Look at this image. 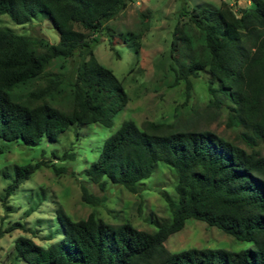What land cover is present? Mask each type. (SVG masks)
<instances>
[{
	"label": "trees",
	"instance_id": "trees-1",
	"mask_svg": "<svg viewBox=\"0 0 264 264\" xmlns=\"http://www.w3.org/2000/svg\"><path fill=\"white\" fill-rule=\"evenodd\" d=\"M128 0H0V16L25 25L48 17L60 42L0 28V140L36 147L56 142L71 126L112 127L129 104L122 82L97 59L83 30L100 33L127 7ZM223 2L180 12L171 45L174 85L207 75L208 108L226 110V126L243 146L209 130L146 121H125L108 137L98 159L85 171L102 193L110 184L139 195L144 181L165 164L176 174V199L168 193L172 219L155 232L130 223L112 225L91 214L74 221L56 208L63 238L49 247L19 237L15 251L26 264H264V0L250 6ZM142 15V38L149 31ZM94 42L98 43L97 39ZM78 57L74 73H51L55 61ZM44 85L37 86V83ZM62 100L66 104L59 105ZM2 150L0 149V154ZM65 158L74 159L75 154ZM45 163L16 166V178L2 203ZM66 173V169H55ZM82 201H106L82 184ZM190 219L216 227L255 248L242 252L190 249L172 253L165 242ZM23 225L17 223L5 233Z\"/></svg>",
	"mask_w": 264,
	"mask_h": 264
},
{
	"label": "rangeland",
	"instance_id": "rangeland-1",
	"mask_svg": "<svg viewBox=\"0 0 264 264\" xmlns=\"http://www.w3.org/2000/svg\"><path fill=\"white\" fill-rule=\"evenodd\" d=\"M223 2L236 8V0H128L126 9L100 33L83 30L92 42L98 61L122 82L129 104L117 114L114 125L109 128L97 124L71 126L58 141L44 139L36 147L0 140V231L17 223L24 227L5 233L0 239V264H26L16 255L15 241L19 237L31 238L46 248L63 238L56 217L58 205L74 221L86 220L94 214L106 223H130L134 228L147 232L157 231L156 221H171L164 193L176 199V174L167 165L159 164L153 175L144 181V189L139 195L112 184L106 193H102L85 174L98 159L104 141L115 134L125 121H134L140 128L146 121L178 123L196 130H209L243 146L237 131L226 126L227 111L208 108L207 75L199 73L198 78L190 79L193 87L188 99L186 82L174 85L171 70L173 32L178 23L181 26L186 22L180 16L182 9L186 7L191 11L205 4L220 7ZM238 4L250 6L251 3L240 0ZM142 15L150 27L139 38ZM0 28L11 29L19 35L44 37L52 45L60 42L57 31L44 14L25 25H17L8 15H1ZM94 39L99 42H94ZM78 62V57L58 60L48 72L74 73ZM66 102L62 100L59 105ZM66 154H75V158H65ZM38 163L47 165L37 169L5 204L2 203L5 189L16 178L15 167ZM63 168L66 173L55 171ZM82 184L91 194L104 197L106 201L99 206L84 203ZM165 246L172 253L190 249L242 252L255 248L252 242L238 241L218 228L194 219L188 220L183 230L170 236Z\"/></svg>",
	"mask_w": 264,
	"mask_h": 264
}]
</instances>
